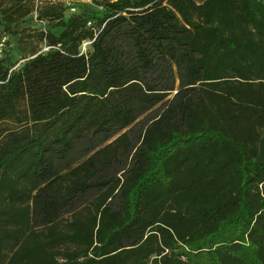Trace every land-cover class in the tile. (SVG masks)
<instances>
[{
    "label": "trees",
    "instance_id": "obj_1",
    "mask_svg": "<svg viewBox=\"0 0 264 264\" xmlns=\"http://www.w3.org/2000/svg\"><path fill=\"white\" fill-rule=\"evenodd\" d=\"M69 8L0 0V264H264V0Z\"/></svg>",
    "mask_w": 264,
    "mask_h": 264
},
{
    "label": "rangeland",
    "instance_id": "obj_2",
    "mask_svg": "<svg viewBox=\"0 0 264 264\" xmlns=\"http://www.w3.org/2000/svg\"><path fill=\"white\" fill-rule=\"evenodd\" d=\"M201 0H197V2H200ZM63 2L65 4H69L70 7H73L74 4L79 3V2H83L81 0H63ZM72 14L69 12V10L66 12V15ZM33 25H35V27L39 30H46V27L44 26V24H36V23H32ZM7 56L9 58L10 64L11 65H15L17 64L20 59L22 58V54L19 52L18 48H17V41L16 38L13 37H9V50L7 53Z\"/></svg>",
    "mask_w": 264,
    "mask_h": 264
},
{
    "label": "built area",
    "instance_id": "obj_3",
    "mask_svg": "<svg viewBox=\"0 0 264 264\" xmlns=\"http://www.w3.org/2000/svg\"><path fill=\"white\" fill-rule=\"evenodd\" d=\"M83 2H89V0H81ZM68 6H70L69 4H66ZM69 12L70 13H74L75 12V9L72 7V8H69ZM35 19V17H34ZM89 43H84L82 45V50L85 49V47L88 45ZM8 50H9V37L5 34L1 35L0 36V60L5 58L7 56V53H8ZM22 63V61H19L17 64H15L11 69L10 71L16 69L19 64Z\"/></svg>",
    "mask_w": 264,
    "mask_h": 264
}]
</instances>
